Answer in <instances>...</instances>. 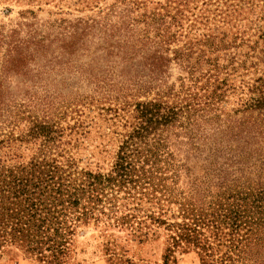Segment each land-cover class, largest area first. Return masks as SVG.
<instances>
[{
	"label": "trees",
	"instance_id": "1",
	"mask_svg": "<svg viewBox=\"0 0 264 264\" xmlns=\"http://www.w3.org/2000/svg\"><path fill=\"white\" fill-rule=\"evenodd\" d=\"M103 1L0 34V253L66 264L92 226L161 229L165 260L264 264V0ZM90 110L104 169L72 152Z\"/></svg>",
	"mask_w": 264,
	"mask_h": 264
},
{
	"label": "rangeland",
	"instance_id": "2",
	"mask_svg": "<svg viewBox=\"0 0 264 264\" xmlns=\"http://www.w3.org/2000/svg\"><path fill=\"white\" fill-rule=\"evenodd\" d=\"M110 2L111 0H104L98 5L103 7ZM194 4L196 10L201 7L200 0ZM262 5L263 7H261ZM257 6L260 8H257L255 12L263 13V19L257 23L264 24V4ZM94 10L96 9L84 8L81 0H0V34L4 35L16 23L34 24V26H39V30L42 29L40 24L51 22L63 21L62 26H66L69 23L73 24L76 18L83 19L85 16L91 15ZM26 11H30L31 15L25 13ZM242 51L245 52V49ZM248 71L249 75L244 79H252L258 75V73L250 74L251 70ZM239 73L240 71L236 75ZM171 74H175L174 69L171 70ZM236 75L231 81L233 84H237L239 79L236 78ZM19 80L21 79L14 78L12 82L15 83ZM234 100L233 98L228 99L226 110L234 108V104H232ZM84 119H86V129L78 137L76 147L73 146L75 148L72 152L80 159V166L91 170L107 168L114 147L111 143H107V138L104 137L107 131L105 123L94 110L86 112ZM65 122H67V118ZM62 125L65 126V123ZM71 141L73 142V140ZM101 148L105 150V153L107 151L108 153L100 152ZM19 152H23L22 147ZM24 154H28V151H24ZM167 245L166 235L161 229L157 230L155 236L138 242L126 231L89 226L81 229L74 237L66 264H199L196 252L190 248L185 250L177 248L173 250L171 257L165 260L163 255ZM0 264L40 263L25 257L13 247H5L0 253Z\"/></svg>",
	"mask_w": 264,
	"mask_h": 264
}]
</instances>
